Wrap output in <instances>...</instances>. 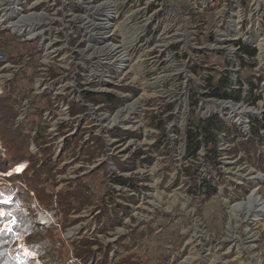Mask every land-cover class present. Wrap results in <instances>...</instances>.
<instances>
[{
	"label": "rangeland",
	"instance_id": "1",
	"mask_svg": "<svg viewBox=\"0 0 264 264\" xmlns=\"http://www.w3.org/2000/svg\"><path fill=\"white\" fill-rule=\"evenodd\" d=\"M8 37L17 44L0 51V95L17 99L14 125L30 132L34 158L42 156L38 132L39 143L52 147L57 166L46 185L65 190L70 180L104 163L107 176L129 179L123 185L102 174L86 177L93 203L60 229L69 240L68 256L87 237L93 249L103 244L109 250L88 264H117L130 254L132 264H264V129L253 136L250 128L252 119L264 116V80L258 82L264 74V0H0V40ZM240 39L258 48L256 64L236 59ZM10 64L21 67L15 71ZM226 76L228 90L244 81L240 102L213 96ZM248 79L255 83L251 97ZM84 90L109 92L123 103L111 110L85 102L88 110L74 116L70 102L83 101ZM45 93L55 105L40 115ZM252 97L260 98L253 103ZM213 115L223 120L216 150L203 144L189 152L187 128L200 130ZM233 124L244 133L235 142ZM115 129L127 133L119 139L110 134ZM81 133L74 143L72 135ZM97 135L105 147L91 157L84 147ZM116 158L135 159L136 166L121 171ZM29 163L2 173L0 187L10 184L3 175L22 173ZM116 212L121 222L101 230ZM36 215L41 230L57 221L55 210L39 208ZM25 240L19 233L22 253L37 257Z\"/></svg>",
	"mask_w": 264,
	"mask_h": 264
},
{
	"label": "trees",
	"instance_id": "2",
	"mask_svg": "<svg viewBox=\"0 0 264 264\" xmlns=\"http://www.w3.org/2000/svg\"><path fill=\"white\" fill-rule=\"evenodd\" d=\"M5 32V31H3ZM7 33V32H6ZM2 39V38H1ZM77 40V39H76ZM13 44L15 47L17 43L9 39L0 40V51L6 49V45ZM238 46L235 56L238 62L244 66L248 63L247 58L254 60L252 64L257 63L258 48L254 45L244 43L241 39L236 41ZM57 73H54L56 75ZM20 75V74H19ZM258 82L261 83L264 80V74H260ZM34 76L30 75L29 80L33 82ZM13 82V81H12ZM11 82V83H12ZM223 85H214L213 96L218 98H230L233 101L240 102L244 99V94L247 91L245 89L244 81H239L238 89H227L230 85V79L228 76L222 79ZM248 93L250 97L253 95V89L255 83L252 79H248ZM94 83L93 86H96ZM13 88V87H12ZM246 90V91H245ZM83 101H71L70 112L72 115L84 113L88 110V105L85 102L91 103L95 106L109 107L111 110L119 107L123 100L115 97L109 92H96L90 90L82 91ZM41 97V96H40ZM47 101L46 107H42L39 110V114L42 115L45 108H52L55 105L53 95L49 93L42 94ZM260 97H252L253 103ZM17 99L12 96L11 93L0 95V175L8 173L17 164L29 160L30 163L27 166H23L22 173L3 175L10 181V184H5L0 187V209L4 208L8 210L6 213H0V264H37L39 259L44 264H79L76 258H80L83 264H88L89 261L98 252H107L103 248V244H99L97 249H93L94 241L87 237L79 240V243L74 245L73 257L68 256L66 251L70 248L69 240L62 236L60 229L67 227L68 221L72 218V214L81 212L86 206L93 203V192L90 184L86 181L88 176L104 175V178L110 179L117 184H126L129 179L123 174H115L114 177L107 176V163L101 165L97 170H91L88 174L79 175L76 179L70 180V185L65 190H59L55 192V182L51 186L46 185L47 179L55 176L56 161L53 159L54 153L52 147L45 146L44 143H39V132L35 135L34 140L38 146H40V153L42 156L35 159L34 155L28 151V145L30 140V132L24 127H16L14 125V119L16 117L15 103ZM120 104V105H119ZM198 104L197 99L194 101V106ZM163 116V115H162ZM163 130H166V121L161 120ZM251 132L253 136H260L262 129H264V116L261 119L254 118L251 121ZM219 123H223V120L218 115H213L206 119L201 129L190 125L187 128V146L189 152L196 153L203 144L211 145L216 150V129ZM234 131L238 134L231 139L235 142L239 135L244 136V133L238 130L236 124H233ZM127 132L122 129H115L110 134L113 137L121 139ZM84 133L72 135L74 143H79L83 138ZM95 137V136H94ZM260 140H264L260 137ZM249 141L252 143L255 140L247 139L240 142L243 145H248ZM105 142L101 135H97L92 144L84 147L86 153L94 157L96 148H104ZM236 146L233 147L235 150ZM4 152V155L2 153ZM130 160V159H129ZM122 162L116 158L115 164L121 171H129L133 169L135 159H131L132 163ZM21 166V165H19ZM22 169V168H21ZM15 172V171H13ZM217 189L210 187V193L215 194ZM33 192V194H32ZM12 195V198L8 203L2 202L4 196ZM38 200V206L33 207V200ZM102 200L105 201L103 197ZM135 201V197H132ZM107 205V204H105ZM39 208L47 210H55L57 215L56 223H50L44 230H41L36 220V214ZM129 208V207H125ZM121 216L118 212L108 217V219L102 222V229L105 230L108 224L121 222ZM7 221H11L8 227L4 224ZM79 221V219H75ZM62 228V229H63ZM19 233L26 234L25 246L31 251L37 254L34 257L30 254H23L19 247ZM23 257V258H22ZM133 254L123 257L122 260H118L117 264H132Z\"/></svg>",
	"mask_w": 264,
	"mask_h": 264
},
{
	"label": "built area",
	"instance_id": "3",
	"mask_svg": "<svg viewBox=\"0 0 264 264\" xmlns=\"http://www.w3.org/2000/svg\"><path fill=\"white\" fill-rule=\"evenodd\" d=\"M0 58L3 59L4 56L3 55H0ZM12 67H14V70L17 71L21 67V65L20 64H18V65H16V64H10L9 68H12ZM22 240H24V239H22Z\"/></svg>",
	"mask_w": 264,
	"mask_h": 264
},
{
	"label": "bare ground",
	"instance_id": "4",
	"mask_svg": "<svg viewBox=\"0 0 264 264\" xmlns=\"http://www.w3.org/2000/svg\"><path fill=\"white\" fill-rule=\"evenodd\" d=\"M226 103H227L226 101H225V102H222V104H224V105H226ZM248 111H249V112H253V110L251 111V109H249ZM257 199H258V197H257ZM256 202H257L258 204H260L259 201L256 200ZM261 204H262V207H264V202H261Z\"/></svg>",
	"mask_w": 264,
	"mask_h": 264
},
{
	"label": "snow or ice",
	"instance_id": "5",
	"mask_svg": "<svg viewBox=\"0 0 264 264\" xmlns=\"http://www.w3.org/2000/svg\"><path fill=\"white\" fill-rule=\"evenodd\" d=\"M4 230L3 229H0V232H3Z\"/></svg>",
	"mask_w": 264,
	"mask_h": 264
},
{
	"label": "water",
	"instance_id": "6",
	"mask_svg": "<svg viewBox=\"0 0 264 264\" xmlns=\"http://www.w3.org/2000/svg\"><path fill=\"white\" fill-rule=\"evenodd\" d=\"M31 255V254H30ZM32 256H35V255H32Z\"/></svg>",
	"mask_w": 264,
	"mask_h": 264
}]
</instances>
